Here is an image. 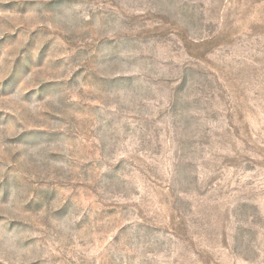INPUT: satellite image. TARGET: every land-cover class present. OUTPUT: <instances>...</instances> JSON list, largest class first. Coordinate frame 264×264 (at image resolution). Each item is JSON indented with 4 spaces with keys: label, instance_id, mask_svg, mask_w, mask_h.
<instances>
[{
    "label": "rangeland",
    "instance_id": "rangeland-1",
    "mask_svg": "<svg viewBox=\"0 0 264 264\" xmlns=\"http://www.w3.org/2000/svg\"><path fill=\"white\" fill-rule=\"evenodd\" d=\"M0 264H264V0H0Z\"/></svg>",
    "mask_w": 264,
    "mask_h": 264
}]
</instances>
